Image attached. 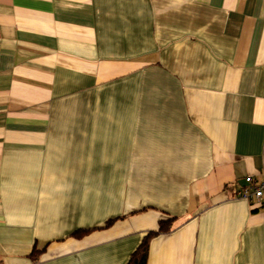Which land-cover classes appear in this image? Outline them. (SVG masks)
<instances>
[{
	"label": "crops",
	"instance_id": "obj_1",
	"mask_svg": "<svg viewBox=\"0 0 264 264\" xmlns=\"http://www.w3.org/2000/svg\"><path fill=\"white\" fill-rule=\"evenodd\" d=\"M262 174L264 0H0V264H264Z\"/></svg>",
	"mask_w": 264,
	"mask_h": 264
},
{
	"label": "built area",
	"instance_id": "obj_2",
	"mask_svg": "<svg viewBox=\"0 0 264 264\" xmlns=\"http://www.w3.org/2000/svg\"><path fill=\"white\" fill-rule=\"evenodd\" d=\"M233 197L248 201L254 206L264 209V174L245 177L244 185L235 192Z\"/></svg>",
	"mask_w": 264,
	"mask_h": 264
},
{
	"label": "trees",
	"instance_id": "obj_3",
	"mask_svg": "<svg viewBox=\"0 0 264 264\" xmlns=\"http://www.w3.org/2000/svg\"><path fill=\"white\" fill-rule=\"evenodd\" d=\"M113 221L106 223L105 227H109ZM173 220H168L166 222H160L158 225V230L156 232H149L141 241L140 245L134 250L130 255L127 264H146L148 247L150 240L159 234H165L170 231L172 227ZM87 231H78L73 237L79 238L86 234Z\"/></svg>",
	"mask_w": 264,
	"mask_h": 264
}]
</instances>
